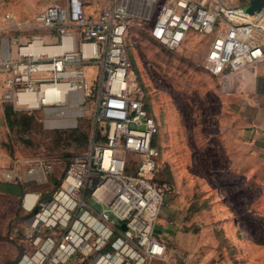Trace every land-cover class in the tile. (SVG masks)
Wrapping results in <instances>:
<instances>
[{
  "label": "built area",
  "instance_id": "obj_1",
  "mask_svg": "<svg viewBox=\"0 0 264 264\" xmlns=\"http://www.w3.org/2000/svg\"><path fill=\"white\" fill-rule=\"evenodd\" d=\"M11 24L22 38L14 37L13 56L0 44L3 101L64 115L78 98L91 97L95 125L88 148L49 197L34 193L21 221L27 247L14 264L163 259L167 248L155 227L166 191L154 178L158 124L133 70L127 35L144 28L168 49L188 33L208 37L202 68L234 95L246 74L264 63V6L248 13L222 0H58ZM51 169L34 159L24 176L41 184Z\"/></svg>",
  "mask_w": 264,
  "mask_h": 264
},
{
  "label": "rangeland",
  "instance_id": "obj_2",
  "mask_svg": "<svg viewBox=\"0 0 264 264\" xmlns=\"http://www.w3.org/2000/svg\"><path fill=\"white\" fill-rule=\"evenodd\" d=\"M26 1L0 0V29L6 11L13 7L23 10ZM2 36L5 34L0 31ZM209 42L208 37L188 33L177 48L168 49L139 29H133L126 38L145 104L158 124L154 140L159 155L154 178L166 191L156 233L162 215L168 223L173 222L177 235H193L200 227L198 236L204 238L211 236L213 222L228 218L236 226L241 223L237 234L241 241L258 238L254 250L260 248L262 254L264 173L248 156L237 134L230 105L234 96L223 92L219 81L202 68ZM3 104L13 111L11 125H4L0 145L10 158L11 174L6 182L19 183L24 194L39 192L46 199L69 163L89 146L95 131L94 100H76L64 115L18 109L12 102ZM34 159L52 164L44 183L28 181L24 176ZM256 169L261 170L260 180L254 176ZM24 197L0 193V264H14L27 247L21 224L29 212L24 208ZM251 246L245 244L246 251Z\"/></svg>",
  "mask_w": 264,
  "mask_h": 264
},
{
  "label": "crops",
  "instance_id": "obj_3",
  "mask_svg": "<svg viewBox=\"0 0 264 264\" xmlns=\"http://www.w3.org/2000/svg\"><path fill=\"white\" fill-rule=\"evenodd\" d=\"M58 0H27L24 2L23 10L11 8L6 11L10 19L4 16V25L0 31L5 34L0 38V44L11 56L15 54L16 44L14 37H19L22 33L13 30L11 23L15 20H22L41 11L50 3ZM230 7H243L248 0H222ZM2 51V49H0ZM90 72L91 69H88ZM252 73L246 74L245 79L237 88L234 97L230 100L235 119L237 121V134L247 150L248 156L259 164L264 173V63L254 66ZM6 71L0 66V145L3 141L4 125L6 124L4 114V104L1 97V85L6 76ZM249 77L250 81L247 80ZM10 159L0 148V182L5 183L10 170L8 169ZM256 169L254 176L261 179L260 172ZM11 174V173H10ZM24 208L27 210L34 201V194H24ZM162 215V213H161ZM232 222L226 219L215 221L211 225L212 234L209 238L198 236L200 227L195 228V233L186 237L177 235L173 222L168 223L167 217L162 215L158 235L165 242L167 252L163 259H156L151 264H264L260 261L264 256L258 252L260 248L254 250L259 240L255 236L248 237L241 241L238 228L241 223ZM176 224V223H175ZM174 233V234H173ZM173 234V235H172ZM181 234V233H180ZM169 235V237H165ZM251 238V239H250ZM167 240V241H166ZM251 243L252 246L246 251L245 244ZM169 246H168V245Z\"/></svg>",
  "mask_w": 264,
  "mask_h": 264
},
{
  "label": "trees",
  "instance_id": "obj_4",
  "mask_svg": "<svg viewBox=\"0 0 264 264\" xmlns=\"http://www.w3.org/2000/svg\"><path fill=\"white\" fill-rule=\"evenodd\" d=\"M133 29H137V30L139 29V30H141V32L145 36L149 37L148 31L145 30L144 28L133 27V28H131V31ZM12 113H13V111L8 105L4 106V114H5V119H6V123L8 126L11 125V123H12L11 122ZM0 193L9 194V195H16V196L22 197L24 195L25 191H24L23 186L19 183H16V182L1 183L0 182Z\"/></svg>",
  "mask_w": 264,
  "mask_h": 264
},
{
  "label": "water",
  "instance_id": "obj_5",
  "mask_svg": "<svg viewBox=\"0 0 264 264\" xmlns=\"http://www.w3.org/2000/svg\"><path fill=\"white\" fill-rule=\"evenodd\" d=\"M263 6L264 0H248V3L243 6V9L248 13H252L254 11H259ZM35 211L36 208H34L32 212Z\"/></svg>",
  "mask_w": 264,
  "mask_h": 264
},
{
  "label": "bare ground",
  "instance_id": "obj_6",
  "mask_svg": "<svg viewBox=\"0 0 264 264\" xmlns=\"http://www.w3.org/2000/svg\"><path fill=\"white\" fill-rule=\"evenodd\" d=\"M24 97H25V96H24ZM28 99H29V98H28ZM77 100H79V101H80V98H78ZM74 103H75V102H74ZM70 106H72V105H69V106H68V108H70ZM67 110H68V109H67Z\"/></svg>",
  "mask_w": 264,
  "mask_h": 264
}]
</instances>
